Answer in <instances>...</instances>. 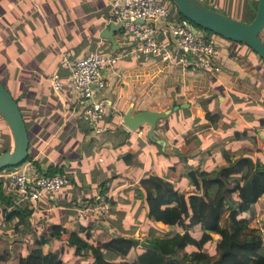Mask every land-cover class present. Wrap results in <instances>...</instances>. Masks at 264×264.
Listing matches in <instances>:
<instances>
[{
	"label": "crops",
	"instance_id": "crops-1",
	"mask_svg": "<svg viewBox=\"0 0 264 264\" xmlns=\"http://www.w3.org/2000/svg\"><path fill=\"white\" fill-rule=\"evenodd\" d=\"M109 1L0 0V71L4 82L17 85L10 93L17 98L25 127L28 124L30 155L25 160L35 172L53 168L66 180L53 193L17 202L14 189L3 182V192L26 216L16 226V217L4 218L0 205V264H21L52 223L65 231L56 237L47 235L42 252L59 250L62 264L82 262V255L88 256L89 263L91 253L76 252L75 246L66 244L69 231L82 238L87 232L94 246L97 225L139 239L157 234L149 229L145 216L139 186L142 177L158 175L186 194L192 190L187 172L216 167L224 163L225 154H246L264 162V121L260 122L264 120V62L258 55L240 41L202 31L213 40L219 68L211 73H188L192 72L188 67L182 71L179 63L132 52L134 42L112 24L116 22L110 18ZM201 1L245 21L253 0ZM170 12L175 14L171 7ZM110 25L112 29L106 30ZM88 51L115 56L101 91L114 108L104 117L106 130L99 134L92 133L72 108V89L65 81L63 60ZM155 70L160 75L152 78ZM52 72L65 81L60 89L50 85ZM160 98L165 105L154 107ZM182 102L183 106L156 120L150 136L148 123L135 130L122 124L124 111L163 110ZM157 138L163 143L156 142ZM126 153L131 154V162L122 159ZM5 173L1 170L0 176ZM96 192L106 195L107 214L99 222L77 219V201ZM154 224L167 227L159 221ZM170 228L180 230L178 225Z\"/></svg>",
	"mask_w": 264,
	"mask_h": 264
},
{
	"label": "trees",
	"instance_id": "trees-1",
	"mask_svg": "<svg viewBox=\"0 0 264 264\" xmlns=\"http://www.w3.org/2000/svg\"><path fill=\"white\" fill-rule=\"evenodd\" d=\"M255 3L256 0H253L245 21L253 16ZM174 12L182 16L175 7ZM258 37L264 43V27L259 31ZM12 97L17 104V98ZM26 132L29 141L30 133L27 129ZM29 155L27 153L25 159ZM130 156V153L123 154L122 159L131 162ZM224 158L225 163L216 167L189 170L187 173L192 190L186 194L158 175L148 174L142 177L139 186L143 194L145 216L150 222L149 229L157 232L149 236L144 234L142 239L154 243L158 249L139 244V238L113 233L106 227L97 225V252L106 251L113 255L109 262L102 261V264H264V235L258 227L250 226L244 215L245 206L253 204L257 199L264 204V162L246 154H225ZM14 166L1 167L0 171H8ZM53 172V168L46 171L48 174ZM2 184L3 179H0L3 216H15L17 226L23 222L26 211L14 205V199L3 192ZM184 217L187 218L186 225L183 223ZM155 221L167 227H159L154 224ZM188 223H199L200 226L189 231ZM171 225H178L180 230L171 229ZM64 231L60 224L52 223L46 234L56 237ZM210 232L218 236L213 239ZM46 237L41 236L35 241V246L24 255L21 264H62L59 250L42 252L40 246ZM87 238V232L82 239L74 231H69L65 242L77 249H85ZM210 240L213 241L212 247L207 251L203 245ZM178 250L188 252L189 259L185 260L178 254ZM88 264L100 262L94 259Z\"/></svg>",
	"mask_w": 264,
	"mask_h": 264
},
{
	"label": "built area",
	"instance_id": "built-area-1",
	"mask_svg": "<svg viewBox=\"0 0 264 264\" xmlns=\"http://www.w3.org/2000/svg\"><path fill=\"white\" fill-rule=\"evenodd\" d=\"M109 6L110 18L119 22L134 42L132 52L157 56L164 62L180 63L192 70L210 73L218 70L213 40L196 32L198 27L188 18L172 14L165 0H110ZM114 62V55L101 51H88L76 59L63 60L65 81L73 94L72 108L94 134L106 130L104 117L114 108L110 100L101 95L106 72ZM48 79L54 89H60L65 82L56 72ZM137 132L140 134L141 130ZM5 176L15 191L16 202L35 200L43 192L53 193L66 181L59 172H35L26 160L6 171ZM109 207L106 195L96 192L79 199L74 212L79 220L99 222Z\"/></svg>",
	"mask_w": 264,
	"mask_h": 264
},
{
	"label": "water",
	"instance_id": "water-1",
	"mask_svg": "<svg viewBox=\"0 0 264 264\" xmlns=\"http://www.w3.org/2000/svg\"><path fill=\"white\" fill-rule=\"evenodd\" d=\"M177 11L191 20L202 34V29H208L225 38L240 41L249 46L264 62V43L258 37L259 31L264 27V0H256L253 16L248 21L231 17L220 10L206 5L201 0H170ZM115 28L119 22L112 23ZM112 29L110 25L106 30ZM103 35V34H102ZM110 38L111 36L108 35ZM112 39V38H111ZM113 43V41L111 40ZM185 103L172 105L163 110L137 109L133 112L124 111L121 114L122 124L129 130L138 129L143 123H148L147 135L155 126L157 119L167 115L171 109L183 106ZM0 116L2 117L11 137L9 149L0 151V168L14 166L25 159L27 155V132L24 121L16 101L0 81ZM162 144L163 140L156 139ZM139 244L158 249L154 243L139 239Z\"/></svg>",
	"mask_w": 264,
	"mask_h": 264
},
{
	"label": "rangeland",
	"instance_id": "rangeland-1",
	"mask_svg": "<svg viewBox=\"0 0 264 264\" xmlns=\"http://www.w3.org/2000/svg\"><path fill=\"white\" fill-rule=\"evenodd\" d=\"M166 1V3H167V5H169L170 7H172V9L174 8L173 6L174 5H172V3L169 1V0H165ZM203 30V32L205 33V34H208L209 36H215V33L214 32H208V31H206V30H204V29H202ZM179 67L180 68H184V69H181L182 71L183 70H185V71H187L186 69H185V67L182 65V64H180L179 63ZM189 69V68H188ZM190 70H192V69H190ZM188 73H195V70L193 71L192 70V72L191 71H187ZM157 75H158V72L155 70V72H154V74H152V78H156L157 77ZM160 75V74H159ZM158 75V76H159ZM3 78V75H2V73H1V71H0V79L2 80H0L1 82H2V84L5 86V88L9 91V92H11V93H13V90H14V88H17V85H15V82L13 81H10V83H6V82H4L3 80H4V78ZM9 84V85H8ZM20 84V83H19ZM21 85V84H20ZM19 85V86H20ZM156 99H158V97L156 98ZM161 100H162V98H160L159 99V102L156 104V105H154V107H158V108H162V106H164L165 105V103L163 104V102H161ZM153 106V105H152ZM161 110V109H160ZM26 128H27V131L29 132V130H28V124H26ZM8 129H7V127H6V125H5V123L4 122H2V117L0 118V151H2V150H6L7 149V147H8ZM229 151V150H228ZM264 155V154H263ZM224 163H225V158H224ZM4 172V171H3ZM2 172V173H3ZM2 176H0V177H2L4 180H3V182H5V183H7L8 181H7V178H6V176H5V174H1ZM5 186H7V185H5ZM244 215L246 216V218H247V222H248V224L250 225V226H255V227H258V229L261 231V233H262V235H264V204H263V202L261 201V200H259L256 204H251V205H247V206H245V211H244ZM183 223H185V225L187 224V218L186 217H184V219H183ZM189 224V223H188ZM188 226V230L189 229H191L192 227H196V228H194V229H197L198 227L197 226H200V224L199 223H196V224H189V225H187ZM160 227V226H159ZM193 231V230H192ZM210 234H211V236H212V238L213 239H215L218 235L216 234V233H214V232H210ZM82 236V235H81ZM80 235H79V237H81ZM82 238V237H81ZM83 239V238H82ZM85 244H86V250L89 252V253H91L92 254V256H90V258H91V261L92 260H97L98 262H100V264H102V261H104V262H109L110 261V257H108V256H106V255H104V253H102V252H97V250H96V246H94L93 245V243L92 242H90L89 241V239H85ZM212 240H210V241H208V242H206L204 245H203V248L204 249H206L207 251L209 250V249H211V247H212V243H213V241L211 242ZM84 243V242H83ZM99 251V250H98ZM188 251V250H187ZM76 252H78V250H77V248H76ZM178 254L179 255H181V256H183L184 258H185V260H188L189 259V256H190V254L188 253V252H186V251H184V250H178ZM82 262H77V263H80V264H88V256H84V255H82Z\"/></svg>",
	"mask_w": 264,
	"mask_h": 264
}]
</instances>
